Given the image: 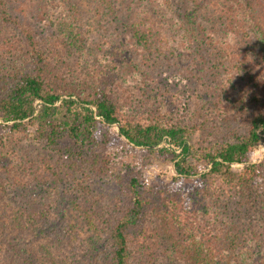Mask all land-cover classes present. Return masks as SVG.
Segmentation results:
<instances>
[{"label":"trees","instance_id":"obj_1","mask_svg":"<svg viewBox=\"0 0 264 264\" xmlns=\"http://www.w3.org/2000/svg\"><path fill=\"white\" fill-rule=\"evenodd\" d=\"M58 1L66 4L65 8L55 17L56 32L43 45L31 23L12 16L8 0H0V58L16 56L30 65L28 72L20 74L0 68V120L22 134L28 126L33 127L35 140L54 152V156L37 161L20 159L17 170L23 176L20 180L25 181L20 188L30 190L31 180L47 186L62 182L65 176L75 181L78 173L107 175L110 159L94 147L105 145L115 126L134 147L154 152L165 143L180 149L182 157L174 162L179 155L172 153L177 177L161 197H153L134 177L126 185L122 205L107 208L89 192L84 194L83 218L94 237L104 240V264H160L162 257L166 264H200L205 259L203 250L212 244L214 251L212 257L209 253L207 264H262V250H253L246 242L238 247L234 230L221 232L237 260L229 258L226 246L222 248L220 239L216 242L217 235H210L212 231L206 229V224L219 222L207 201L215 181L244 189L256 180L255 165L249 163L248 155L264 141V115L249 120L245 136L220 140L205 136L207 120L200 111L191 124L173 123L160 110L129 116L109 87L112 80H98L93 70L108 67L84 54L82 47L87 36L99 46L117 45L123 29L137 47L150 55L172 56L176 52L173 37L176 40L180 32L185 36L197 34L192 24L203 12L216 21L221 35L251 38L264 53V0ZM177 2L183 5L182 10L175 7ZM236 69L258 68L252 60H240ZM246 74L241 76L242 84L247 95L258 102L261 98L257 89L264 86V80L255 71ZM197 132L204 135L199 143L191 145L190 139ZM65 134L76 142L77 150L60 147L59 140ZM61 152L68 155L64 162L58 155ZM191 159L204 162L206 171L196 170L189 163ZM233 165L243 168L234 173ZM195 174H199L202 187L187 197L181 181ZM0 186L3 188L2 182ZM16 211L7 219L0 218V259L4 260L0 264H10V250L13 257L22 258L20 247L28 246L33 235L48 229V215L39 207L24 206ZM155 221L163 228H150L149 223ZM8 232L14 234L11 240L6 236ZM45 247L40 260L22 259L21 264H67L69 258L62 247Z\"/></svg>","mask_w":264,"mask_h":264},{"label":"rangeland","instance_id":"obj_2","mask_svg":"<svg viewBox=\"0 0 264 264\" xmlns=\"http://www.w3.org/2000/svg\"><path fill=\"white\" fill-rule=\"evenodd\" d=\"M8 2L11 15L29 21L43 45L56 32L55 17L66 5L58 0ZM240 2L243 3L242 0ZM175 7L183 9L179 2L175 3ZM194 19L192 27L197 30V34L185 36L184 32H178V38L175 40L173 37L176 52L172 56L150 55L137 47L123 29L120 42L115 43L117 45L99 46L87 36L82 50L96 62L108 67L93 70L98 80L104 77L112 80L109 87L127 115L160 110L173 123L191 124L198 119L197 111H200L207 120L205 126L208 134L205 136L209 135L210 140L245 136L249 120L257 114L264 115V86L257 89L261 98L257 102L247 95L241 76L244 78L248 75L247 71H255L264 80V53H260L251 38L235 37L233 43L231 36L221 35L214 24L216 21L209 19L203 12ZM240 60H252L258 69H236ZM0 68L6 73L20 74L28 72L30 65L16 56L1 57ZM64 114L65 111H62ZM9 125L0 120V182L3 184V188L0 186V218H6L18 208L35 205L47 213L49 220L47 231L37 232V235L29 238L28 246L20 247L22 258L13 257L10 250V264H21L22 259L40 260L46 245L62 247L69 258L67 264H104V240L94 237L83 218L84 194L89 192L107 208L115 204L122 205L126 200V185L134 177L146 185L153 197H161L177 177L173 163L182 157L180 149L165 143L154 152L134 147L120 136L118 128L114 126L110 129L111 137L107 143L94 147L97 153H104L110 159L107 175L99 177L93 173H78L75 181L65 176L63 180L67 181H56V184L47 186L31 180L32 187L26 191L20 188V178H23L17 170L20 159L37 161L41 157L54 156V152L48 145L35 140L33 127L28 126L25 134H22L10 129ZM202 134L195 133L190 139L191 145L199 143ZM59 144L63 149L77 150L76 142L66 134L61 136ZM173 152L179 155L174 162ZM58 155L62 162L67 160L66 153ZM248 161L255 165L256 173V180L248 187L240 189L219 180L211 187L207 201L211 205V212H215L214 215L217 213L219 222L212 226L206 224V229H211L212 232H208L210 235H217L216 242L220 239V245L222 248L226 246L227 252L230 248L222 233L229 234L234 230L238 235V247L246 242L253 250H262L264 257L263 140L248 155ZM189 163L200 173L206 171V164L202 161L191 159ZM242 168V165H233L232 171L237 173ZM181 187L187 197L200 190L202 183L199 174L185 177ZM149 227L161 229L163 225L155 221L150 222ZM13 235L8 232L6 236L11 240ZM208 243L211 245L209 240ZM207 247L203 250L206 251L203 254L205 259L200 264H207L209 253L211 257L213 255L214 244ZM234 253L229 252L228 257L237 260ZM0 261L4 262L3 259ZM159 263L166 264L165 258L162 257Z\"/></svg>","mask_w":264,"mask_h":264},{"label":"clouds","instance_id":"obj_3","mask_svg":"<svg viewBox=\"0 0 264 264\" xmlns=\"http://www.w3.org/2000/svg\"><path fill=\"white\" fill-rule=\"evenodd\" d=\"M231 35H232V34H230V36H231ZM232 42L235 43V37H234V36H232ZM237 48H238V47H237ZM237 48H236V49H237Z\"/></svg>","mask_w":264,"mask_h":264}]
</instances>
